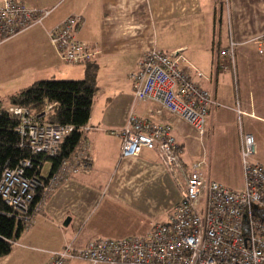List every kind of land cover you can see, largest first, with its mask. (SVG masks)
<instances>
[{
    "label": "crops",
    "instance_id": "obj_1",
    "mask_svg": "<svg viewBox=\"0 0 264 264\" xmlns=\"http://www.w3.org/2000/svg\"><path fill=\"white\" fill-rule=\"evenodd\" d=\"M24 1L53 9L42 24L0 43V98L15 92L6 86L21 76H84V64L61 60L48 39L47 30L68 15L82 18L77 38L98 47L91 61L97 67V90L78 153L87 157L88 167L62 179L40 199L38 210L9 252L0 257V264H45L53 251L67 244L77 247L94 237L136 233L166 220L180 198V185L154 150L142 148L136 156L120 158L118 132L130 115L170 124L181 160L187 165L193 160L187 144L195 130L159 102L135 98L129 75L145 50L180 51L202 73V78L191 75L222 104L208 114L205 129L215 131L221 141L238 140L232 108L236 98L246 112L243 129L254 132L256 122L264 124V57L249 46L252 38L264 34V0H228L227 7L222 0ZM228 22L238 44V90L232 73L221 69L220 58L217 64L218 51L227 41ZM43 165L41 171L46 173ZM237 167L240 182L235 187L227 185L231 188L243 183ZM210 174L206 169L207 177L224 183ZM65 264L88 262L69 259Z\"/></svg>",
    "mask_w": 264,
    "mask_h": 264
},
{
    "label": "built area",
    "instance_id": "obj_2",
    "mask_svg": "<svg viewBox=\"0 0 264 264\" xmlns=\"http://www.w3.org/2000/svg\"><path fill=\"white\" fill-rule=\"evenodd\" d=\"M227 7L228 0H222ZM52 8H37L24 0H0V43L35 25L43 23ZM79 15H68L47 30L49 42L61 60L71 64L91 62L97 46L76 37L81 25ZM227 41L218 51L221 69L233 75L235 90L238 44L227 26ZM256 54L264 57V34L252 38ZM202 73L180 51L166 52L152 47L145 50L137 68L129 75L136 99L154 100L170 113L203 134L210 112L222 104L213 92L191 75ZM48 104L47 108L55 106ZM238 126V144L242 186L231 188L207 177L202 161L184 164L180 146L171 125L156 123L130 115L119 129L120 158L139 154L142 148L154 150L177 182L178 202L163 222H154L140 232L119 237H94L81 246L67 244L53 251L45 264H65L80 259L88 264H264V163L256 159V138L243 129L244 112L239 98L232 106ZM6 112L18 116L15 128L19 146H28L31 153L55 156L61 140L73 130L71 124L42 120L27 108L10 105ZM31 162L20 160L0 171V199L11 208L10 216L28 222L39 207L40 199L58 180L88 167L86 156L79 155L63 162L49 177L48 184L26 174ZM37 189L41 190L33 204Z\"/></svg>",
    "mask_w": 264,
    "mask_h": 264
},
{
    "label": "trees",
    "instance_id": "obj_3",
    "mask_svg": "<svg viewBox=\"0 0 264 264\" xmlns=\"http://www.w3.org/2000/svg\"><path fill=\"white\" fill-rule=\"evenodd\" d=\"M96 71L95 63L88 62L84 64V76L80 79L36 80L0 98V171L5 165L14 166L20 160L28 159L31 166L26 169V174L46 185L49 177L63 162L77 156L85 139L83 127L89 120L93 95L97 90ZM52 102H56V105L46 109ZM10 105L27 108L34 115L46 110L42 120L73 125V130L61 140L55 156L31 153L28 146H19L21 139L15 130L19 124L18 116L3 110V107ZM45 162L50 164V168L42 173L41 167ZM40 193L41 190L37 189L33 204L38 201ZM10 211L11 208L0 199V257L9 252L12 242L27 224L23 219L10 216Z\"/></svg>",
    "mask_w": 264,
    "mask_h": 264
},
{
    "label": "rangeland",
    "instance_id": "obj_4",
    "mask_svg": "<svg viewBox=\"0 0 264 264\" xmlns=\"http://www.w3.org/2000/svg\"><path fill=\"white\" fill-rule=\"evenodd\" d=\"M53 9V8H52ZM225 21L223 20L221 29L223 37L225 35ZM77 37V36H76ZM251 47H254L250 43ZM255 49V47H254ZM256 52V51H255ZM260 59V58H259ZM81 66V65H80ZM82 67V66H81ZM44 76H36L37 78L26 79V77H19L8 84L6 87L10 88L8 91H16L19 88L25 87L36 80L41 79H63L58 75L47 76L48 74H40ZM36 79V80H35ZM7 88V89H8ZM235 123L236 117H235ZM256 138V158L261 163H264V124L261 122H256V125L252 126ZM193 130V129H192ZM194 131V130H193ZM258 131V132H257ZM256 133V134H255ZM260 133V134H258ZM258 134V135H257ZM187 151L193 159L191 162L202 161V168L206 174V169L210 170V176H217L218 178L224 180L226 185L235 187L239 185V170L238 164L240 166L239 158V144L237 138H231L228 140L221 141L217 134L212 132V130L207 127L204 128L203 134H198L196 131L190 135L189 143L187 144ZM50 164L45 162L43 165V171L49 169Z\"/></svg>",
    "mask_w": 264,
    "mask_h": 264
}]
</instances>
